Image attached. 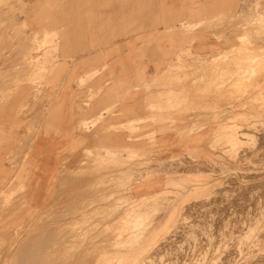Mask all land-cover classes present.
Here are the masks:
<instances>
[{"label":"rangeland","instance_id":"rangeland-1","mask_svg":"<svg viewBox=\"0 0 264 264\" xmlns=\"http://www.w3.org/2000/svg\"><path fill=\"white\" fill-rule=\"evenodd\" d=\"M238 2L231 48L204 60L186 53L193 65L178 56L151 84L162 91L146 107L160 116L108 127L140 136V153L85 152L41 212L22 210L28 167L7 155L0 264H264V0ZM22 4L0 0V103L21 84L30 98L53 88L64 28L27 26ZM167 132L175 148L156 139Z\"/></svg>","mask_w":264,"mask_h":264},{"label":"crops","instance_id":"crops-1","mask_svg":"<svg viewBox=\"0 0 264 264\" xmlns=\"http://www.w3.org/2000/svg\"><path fill=\"white\" fill-rule=\"evenodd\" d=\"M22 2L17 20L32 28L53 26L55 34L64 28L54 51L53 88L39 86L36 98H30L34 89L21 84L0 103L7 108L0 113V189L9 178L7 155L15 154V163L28 167L22 210L38 212L59 200V177L78 170L85 152L117 153L119 160L126 150L140 153V136L127 138L126 131L108 127L157 119L159 112L146 107L148 98L151 105L159 103L154 98L162 90L153 81L179 66L178 56L204 60L231 48L230 31L240 11L238 0ZM63 52L69 61L61 75ZM198 116L184 117L191 122ZM176 136L167 132L156 139L175 148L169 143Z\"/></svg>","mask_w":264,"mask_h":264},{"label":"bare ground","instance_id":"bare-ground-1","mask_svg":"<svg viewBox=\"0 0 264 264\" xmlns=\"http://www.w3.org/2000/svg\"><path fill=\"white\" fill-rule=\"evenodd\" d=\"M262 50H263V49H262ZM250 54H251V53H250ZM247 55H249V54H247ZM247 55H246V56H247ZM244 57H245V56H244ZM250 58H251V56H250ZM258 59H259V58H258ZM246 61H247V60H246ZM249 61H250V60H249ZM252 61H254L255 63L258 62V61L256 62L254 59H253ZM250 63H251V62H250ZM258 63H259V62H258ZM252 64H254V63H252ZM54 229H55V228H54ZM73 232H74V231H73ZM71 234H72V233H71ZM63 236H64V235H63ZM65 237H66V236H65ZM46 239H47V238H46ZM23 243H25V242H23ZM51 243H52V242H51ZM51 243H50V244H51ZM39 244H40V243H39Z\"/></svg>","mask_w":264,"mask_h":264}]
</instances>
